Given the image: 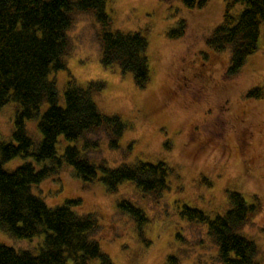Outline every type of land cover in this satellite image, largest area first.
I'll list each match as a JSON object with an SVG mask.
<instances>
[{
  "label": "rangeland",
  "instance_id": "1",
  "mask_svg": "<svg viewBox=\"0 0 264 264\" xmlns=\"http://www.w3.org/2000/svg\"><path fill=\"white\" fill-rule=\"evenodd\" d=\"M227 0H209L204 7H188L183 0H109L111 29L139 31L149 41L151 79L138 87L130 72L119 64L105 67L98 38L100 24L91 12H76L68 31L66 69L52 72L60 104L70 75L83 86L91 80L105 87L93 94L100 111L118 114L126 123L118 148H111L102 128L86 134L98 146L85 147V138L59 136L57 151L76 145L91 162L102 160L111 167L139 160L165 162L172 172L169 189L159 198L126 180L116 192L107 191L98 176L85 181L65 163L58 173L33 185V191L49 206L79 199L72 206L79 214L93 212L99 220L92 237L98 240L113 264H224L208 224L182 214L184 205L202 209L211 218L230 208L229 192L239 191L249 204H259L239 233L258 248L255 260L264 264V96H248L251 89H264V20L258 49L236 75L228 76L231 49L217 51L207 43L223 21ZM237 4L234 13L244 9ZM185 35L169 32L180 20ZM49 107L45 102L37 117L26 121L28 134L37 145L43 138L39 118ZM20 104L10 99L0 109V139L13 140L15 116ZM32 161L37 169L43 163ZM26 159L17 156L5 163L13 170ZM131 200L142 208L148 221L140 235L137 221L121 211L118 202ZM0 240L17 250L38 253L44 241L11 236L0 229ZM88 264H102L90 259Z\"/></svg>",
  "mask_w": 264,
  "mask_h": 264
},
{
  "label": "trees",
  "instance_id": "2",
  "mask_svg": "<svg viewBox=\"0 0 264 264\" xmlns=\"http://www.w3.org/2000/svg\"><path fill=\"white\" fill-rule=\"evenodd\" d=\"M190 7H204L209 0H183ZM109 0H0V109L10 100L20 104L15 116L13 140L0 139V229L11 236L32 239L40 234L44 241L38 253L17 250L0 240V264H88L100 259L113 264L98 240L92 237L99 226L96 214H79L72 206L79 199L49 206L33 191V185L52 176L65 163L74 167L85 181L100 179L107 191L116 192L121 183L134 181L142 191L159 198L169 189L172 169L163 161L139 160L109 166L102 160L91 162L76 145L69 144L58 154L59 136L67 140L85 138L89 132L104 128L111 148H118L127 123L118 115L100 111L93 94L105 87L102 81L91 80L83 86L70 75L60 104L56 80L52 72L66 69L69 53L68 31L76 12H91L100 24L98 38L102 46L101 62L105 67L119 64L124 73L133 75L135 84L146 88L151 79L147 50L149 41L139 31L112 30L107 11ZM245 7L234 13L237 4ZM264 20V0H227L223 21L213 30L207 43L217 51L231 49L228 76L236 75L247 58L257 51ZM182 19L171 29V37L185 35ZM248 96H264L257 87ZM49 107L39 118L42 140L35 145L28 134L26 121L37 117L41 106ZM98 146L97 140L85 138V147ZM22 156L26 161L13 170L5 163ZM43 163L37 169L32 161ZM230 208L211 218L200 208L184 205L182 214L191 220L208 224V233L218 245V258L224 264H258L257 245L239 230L251 220L259 204H249L239 191L229 192ZM121 211L129 213L138 223L141 237L148 218L144 210L131 200L118 202Z\"/></svg>",
  "mask_w": 264,
  "mask_h": 264
}]
</instances>
